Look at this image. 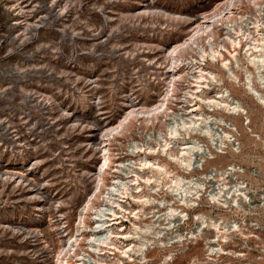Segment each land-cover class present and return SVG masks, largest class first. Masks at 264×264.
Here are the masks:
<instances>
[{"label": "rangeland", "instance_id": "374dc122", "mask_svg": "<svg viewBox=\"0 0 264 264\" xmlns=\"http://www.w3.org/2000/svg\"><path fill=\"white\" fill-rule=\"evenodd\" d=\"M221 2L0 0V264H57L58 253L77 234L81 209L96 187L95 174L104 157L102 131L117 126L130 106L153 105L164 95L169 81L167 51L186 40L201 16ZM240 12L239 16L249 19L246 24L255 21L254 7L244 5ZM223 38L221 31L217 42ZM239 51L238 57L247 67L241 57L244 52ZM199 57L198 51L186 56L188 61ZM233 66L242 82L247 81L245 71L238 70L235 61L230 68ZM203 67L220 72L218 63L214 66L208 62ZM183 69L186 79L179 84L176 104L171 105V123L187 118V110L195 104L193 99H185V92L192 90L196 71ZM222 75L225 81L221 87L248 107L251 128L263 131L264 137V110L243 94L242 83L230 82L225 71ZM217 88L212 85V94L203 97L214 96ZM203 111L213 118L224 115L231 127L236 124L239 133L235 143L240 139L241 150L234 157L230 148L224 152L212 148L216 159L208 161L195 178L206 169L234 162L246 167L259 164L264 174V146L243 130V120L210 112L205 106ZM161 133L159 126L146 127L138 122L112 141L113 167L106 189L121 179L125 161L134 165L141 159V153H133L134 146L148 143L154 147ZM198 139L205 148L210 146L203 136ZM161 197L173 201L170 195ZM106 204L104 196L97 207L106 209ZM121 204L129 212L136 207L132 197ZM204 212L199 208L190 216L194 221V215ZM151 217L145 222L151 224ZM180 222V218L175 221ZM94 223L92 213L79 251L83 260L76 258L69 264L115 262V255L109 254L90 258L93 253L87 244ZM125 224L131 227V222ZM166 227L164 222L155 230L165 232ZM112 230L122 232L119 225ZM202 251V244L191 248V252ZM156 252L151 255L153 264H160L166 251Z\"/></svg>", "mask_w": 264, "mask_h": 264}, {"label": "bare ground", "instance_id": "6f19581e", "mask_svg": "<svg viewBox=\"0 0 264 264\" xmlns=\"http://www.w3.org/2000/svg\"><path fill=\"white\" fill-rule=\"evenodd\" d=\"M244 5L248 9H257L253 23L246 24L249 19L239 16L241 12L238 11H242ZM221 31L225 33V38L218 43L217 37ZM189 34L191 35L186 40L175 43L167 51L169 81L164 95L153 105L130 106L131 109L124 114L117 126L102 131L100 146L103 145L101 152L104 157L95 174L96 187L81 209L77 234L71 236L69 244L58 253L57 264H69L70 260L76 258L78 261L83 260L79 251L83 247L82 240L88 234V219L92 213L95 228L90 231L87 244L93 253L90 255L91 259L109 254L115 255L116 259L109 264H153L151 255L159 249L166 251L160 264H170L176 253L189 249L194 241L189 240L174 247L173 239H162L161 236L169 233L176 224V219L185 221L190 218L189 211L204 200V185L201 182L204 173L198 179L195 176L204 169L208 161L216 159L212 148L221 149L222 152L230 148L234 157H238L241 150L240 139L238 144L235 143V134L239 133L236 124L234 127L229 126L224 115L213 118L203 111V106L210 112L224 113L237 120L240 118L243 120V130L264 146L263 131H253L250 126L248 107L221 87L225 81L222 72L225 71L227 79L239 86L242 83L243 94L264 110V0H223L212 12L204 13ZM240 48L244 52L241 57L245 58L247 67L243 66V60L238 57ZM197 51L200 60L188 61L187 54ZM226 53L229 58H226ZM233 61L238 70L245 71L247 81L242 82L236 67L230 68ZM208 62L214 66L218 63L220 72L204 68ZM183 68L196 71L192 90L185 92V99H193L195 104L191 111L187 110V118L171 123L174 113L170 114L171 105L178 99L179 84L186 79ZM215 84L219 86L214 90L215 95L203 97L208 92L212 94L210 91ZM138 122L141 126L162 128L160 140L156 141L157 145L154 147L148 143L136 144L132 151L141 153V159L134 165L125 161L122 164L121 179L113 181L106 189L107 175L113 167L111 143L129 132ZM220 128L223 129L222 132H219ZM198 136L208 140L210 146L205 148ZM131 173L134 174L133 179L129 180ZM132 189L136 192H132ZM162 194L172 196L173 201L161 197ZM103 195L107 202L106 209L97 207V202L104 199ZM129 197L136 202L135 209L130 212L121 204ZM148 216H152L151 224L145 222ZM200 220H204L203 214L194 215L195 222ZM123 222H131V227L128 229ZM164 222L167 224L165 232L155 230L156 226H162ZM115 225H119L122 232L115 234L112 230ZM103 231L107 235H103ZM193 238L198 239L195 233L191 235V239Z\"/></svg>", "mask_w": 264, "mask_h": 264}, {"label": "built area", "instance_id": "2783aa9c", "mask_svg": "<svg viewBox=\"0 0 264 264\" xmlns=\"http://www.w3.org/2000/svg\"><path fill=\"white\" fill-rule=\"evenodd\" d=\"M263 176L259 164L246 167L234 162L206 169L201 177L204 200L194 209H204V221L194 222L191 215L161 236L172 238L174 247L194 241L188 251L176 253L170 264H264ZM192 233L198 239H191ZM199 244L203 251L191 252Z\"/></svg>", "mask_w": 264, "mask_h": 264}]
</instances>
